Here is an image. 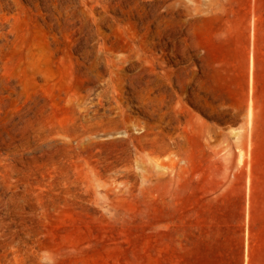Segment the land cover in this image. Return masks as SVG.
Segmentation results:
<instances>
[{
    "label": "rangeland",
    "instance_id": "374dc122",
    "mask_svg": "<svg viewBox=\"0 0 264 264\" xmlns=\"http://www.w3.org/2000/svg\"><path fill=\"white\" fill-rule=\"evenodd\" d=\"M54 2L0 0V264H264V0Z\"/></svg>",
    "mask_w": 264,
    "mask_h": 264
},
{
    "label": "bare ground",
    "instance_id": "6f19581e",
    "mask_svg": "<svg viewBox=\"0 0 264 264\" xmlns=\"http://www.w3.org/2000/svg\"><path fill=\"white\" fill-rule=\"evenodd\" d=\"M94 0H83L85 4H89L90 2H93ZM72 7V5L68 4V0H57V2H54V9L57 13L61 15L69 14V10ZM92 9H94V6H92ZM249 117H251V112H249Z\"/></svg>",
    "mask_w": 264,
    "mask_h": 264
}]
</instances>
